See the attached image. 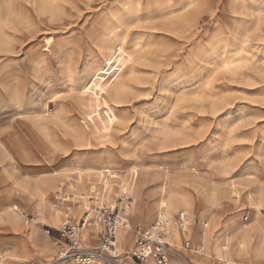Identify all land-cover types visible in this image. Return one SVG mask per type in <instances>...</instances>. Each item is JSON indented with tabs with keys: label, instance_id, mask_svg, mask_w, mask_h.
<instances>
[{
	"label": "rangeland",
	"instance_id": "1",
	"mask_svg": "<svg viewBox=\"0 0 264 264\" xmlns=\"http://www.w3.org/2000/svg\"><path fill=\"white\" fill-rule=\"evenodd\" d=\"M114 41L134 62L105 58ZM114 81L127 86L118 101L107 94ZM88 91L98 98L92 120ZM135 165L134 186L150 203L163 183L193 196L214 193L212 210L189 215L207 223L206 232L254 226L245 198L264 199V0H0V184L13 192L0 204L4 264H12L8 252L26 260L17 264H51L55 248L43 230L57 238L65 222L82 217L49 225L43 218L54 196L81 194L82 207L94 196L87 175L95 173L94 182L106 167L122 176ZM50 175L57 181L35 211V196H21ZM126 194L131 204L134 194ZM34 229L52 254L24 240ZM183 242L187 260L202 257Z\"/></svg>",
	"mask_w": 264,
	"mask_h": 264
},
{
	"label": "bare ground",
	"instance_id": "2",
	"mask_svg": "<svg viewBox=\"0 0 264 264\" xmlns=\"http://www.w3.org/2000/svg\"><path fill=\"white\" fill-rule=\"evenodd\" d=\"M114 29L116 28H111L108 33ZM119 44L120 43H118L117 46V43L114 41L112 50L105 56V58L113 61V65H118L123 59L134 62V53L124 54L121 51V49L124 47L122 44ZM98 77L99 76L97 75L95 78ZM126 89V85H123L121 82L118 83L117 81H114L107 90V94L112 95L113 99L118 101ZM87 94V100L89 101V105L93 108V111L87 114L86 118L92 120L99 116V113L97 112L99 111V106L96 105L98 98L95 91H88ZM217 98L219 97L217 96ZM137 167L138 166L135 165L128 170V173L132 172L130 177L128 173L122 176L115 175L114 172L109 169V167L104 168V171L97 172V175H94V182L90 179L95 173L90 172L91 174L87 175L89 177L88 190L94 194L92 200L93 209L96 205H101L104 207V203L107 201L110 203L111 207H114L116 206V203L112 202L114 197L123 199V197L127 195L126 193H129L130 195L134 194V196L132 195L134 197L132 203L125 210L122 217V220H124L126 224L120 226L116 232L115 249L111 255L108 256L110 258V264H135L129 255L133 244L139 240V236L142 234V231L155 228L156 223L161 222L162 220L168 221L165 240L169 245L170 254L173 255V257L170 260L168 259L165 264H264V232L258 231V225L260 224L259 215L261 214V208L264 204L262 194L258 193L256 197L248 196L245 198L248 207H250L252 213L255 216V224L254 226L252 225V228L248 230L236 228L231 230L229 233L225 232L216 234L213 230V225L211 231L206 232V230H203L202 228H207L208 224L202 223V225L205 224L206 226L203 225L199 227L197 225L196 218L189 215L197 208L205 211L212 210L213 207H215L217 201L215 200L214 193H206L204 190H202L193 196L189 193L178 191L176 187H173L171 184L163 183V185L158 187L156 194L154 195L155 199L153 200V203H150L149 201H146V194H143L141 191L139 192L138 188H135L134 186L137 176ZM78 169L79 168H77V174H80L81 170ZM76 180H79V178ZM76 180L74 182H77ZM7 181L11 183V180L9 179ZM56 181L57 179H55L53 175H50L46 178H36L34 180V193L28 195L23 194L21 199L27 202L29 201L30 197L35 196V211H39V209L42 208L41 201L46 198V193L50 191L51 188H53V183ZM72 183L73 182L68 181L66 185L67 189L81 191V189ZM61 185L62 184L59 182L56 184L58 187ZM98 185H101L99 186V189ZM0 189H3V195L0 198V204L9 203L13 197L11 187H6L5 185L0 184ZM65 197L68 198L67 206L65 208H52V211L50 210L51 212L48 213V216L43 218L49 225H60L62 224L61 221L63 219L69 216H71L73 219H77L82 214L83 209L80 205V198H82L81 194L78 195L70 193ZM137 201L142 202L141 206L137 205ZM17 211V206L12 207L13 215L23 214ZM35 213V215L39 217V212ZM178 213L186 214L190 218V224L185 233H181L174 226V219H172V216L173 214L177 215ZM13 215L11 218L14 220L15 218ZM131 222H133L139 228L137 227V229L132 230L133 226L131 225ZM97 233L98 231L93 227H86L79 231L77 239L79 240L80 244H83V246L81 244L83 248V254L88 255L97 253L99 246L98 244L96 247L99 240ZM254 235L258 236L257 243H255L253 248H250ZM24 240L30 244L33 250H35V252L39 255L52 254L54 251L44 240L38 238L36 229L28 233ZM184 240H189L193 247H198L199 252L203 251L202 254H195L202 257L195 256V259L191 261L187 260L186 254L182 253L183 251H181L182 247L180 245V242ZM206 246H208V253H205ZM84 248L93 249L85 250ZM6 254L7 259L10 260V263L12 264L20 263L23 260L13 252H8ZM118 257L120 258V261L116 260ZM143 263L155 264L152 258H148Z\"/></svg>",
	"mask_w": 264,
	"mask_h": 264
},
{
	"label": "built area",
	"instance_id": "3",
	"mask_svg": "<svg viewBox=\"0 0 264 264\" xmlns=\"http://www.w3.org/2000/svg\"><path fill=\"white\" fill-rule=\"evenodd\" d=\"M68 198L57 194L53 199V208H62L67 204ZM92 198H88L82 205L83 214L78 224H72L71 222H65L57 231V238L51 236V231L47 228L43 230L44 235L52 240V245L55 248V256L51 264L58 263L60 261L71 259L75 260L79 264H96L106 263L110 264V258L108 256L115 249L116 232L122 226L125 225V221L122 220L125 210L129 207V197L126 195L123 199H120L115 207H103L98 205L93 209ZM27 221L32 225L36 224L32 218ZM190 224V218L183 213H178L174 220V226L181 233H185ZM168 225L167 220L157 222L155 228L147 231H142L139 236V240L136 243L135 248L131 252L132 258L139 263L145 262L148 258H152L155 264H165L169 259L168 253L169 245L165 240L166 227ZM206 226L205 224H203ZM202 225V226H203ZM88 227L96 228L98 231V239L100 243L96 254H83V248L77 239L79 231ZM205 228V227H204ZM185 249H191V242L184 240ZM194 253L199 252L198 247L192 248ZM4 259L0 253V264H3ZM35 264H43L35 262ZM50 264V263H46Z\"/></svg>",
	"mask_w": 264,
	"mask_h": 264
},
{
	"label": "crops",
	"instance_id": "4",
	"mask_svg": "<svg viewBox=\"0 0 264 264\" xmlns=\"http://www.w3.org/2000/svg\"><path fill=\"white\" fill-rule=\"evenodd\" d=\"M82 214H83V212H82ZM80 219H81V218H79V220H80ZM79 220H78V221H79ZM79 222H80V221H79ZM79 222H78V223H79ZM78 223H77V224H78ZM47 229H48V228H47ZM49 230H50V229H49ZM50 231H51V230H50ZM97 235H98V233H97ZM47 238H48V237H47ZM48 239H49V238H48ZM0 253H1V252H0ZM55 253H56V251H55ZM54 256H55V255H54ZM4 261H5V260H4ZM3 264H4V262H3Z\"/></svg>",
	"mask_w": 264,
	"mask_h": 264
}]
</instances>
